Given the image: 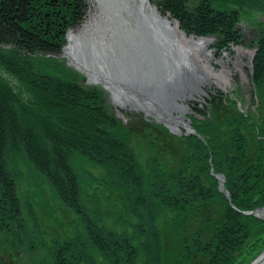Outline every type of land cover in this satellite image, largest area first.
<instances>
[{"label":"rangeland","instance_id":"rangeland-1","mask_svg":"<svg viewBox=\"0 0 264 264\" xmlns=\"http://www.w3.org/2000/svg\"><path fill=\"white\" fill-rule=\"evenodd\" d=\"M114 1L116 0H103V6L99 7L95 0H84V5H87L84 9L85 16L83 19H80L79 24L73 26V29L76 35L75 40L78 42L77 45L80 46V49H78V53L81 56L80 61L86 66L90 65L91 68H86L92 70L94 76L101 77V75L107 73L115 80L107 65V59H111L115 53H108V50L104 49L105 43L107 44L110 41H105V36H107L110 30L105 26L107 23L104 24V22H109L107 14L109 13V8L116 7L117 3H114ZM208 1L212 8L216 10H230L229 12L233 18L230 32H232L233 36L230 39L224 40L223 31L201 35L202 38H212V43L206 48L198 46L195 49V53L188 50L186 52L184 51L185 49L182 50L183 47L180 45L179 48L171 47L172 51L178 52L181 55L187 54L188 57H191V61L194 60L193 58H197L196 61H193V63L198 64L197 70L185 73L184 76L188 83L194 86L196 85L194 79L201 82L199 84L200 88L196 89L197 93L202 95L201 100L190 99L188 96H185L184 99L186 100L183 99L171 106L164 105L163 103V106L159 109V113L155 114L154 117L147 114L144 108L147 104L142 99L138 101L140 106L127 102V107H123L122 105L116 107L112 103L108 91L106 92L100 87L101 82L94 84L90 80L91 83H89L85 75L65 65L67 70H64V75L65 72H69L80 87L85 90H91L101 97L103 109L111 113L112 116L118 114L116 116L118 118L117 121L120 128L123 129L121 142L123 145L128 146L136 156L135 162H133L134 167L132 168L134 171L139 169L147 172L155 164L159 171L182 169L187 160L194 159L200 155L213 168L215 145L218 142L209 139L212 133H208L207 124H215L222 134L221 136H225V132L228 131V124L224 122L223 117H225V114L223 111L227 108L231 112H243L244 116H248L251 122H253V124L251 123V129H247L244 126V122H239L242 137L249 141V153L250 151L252 152V149H255L254 147L257 144L264 143V119L261 120L264 110V81L257 87L258 82L253 79L254 62L258 54L261 56H259V60L264 62V54L259 52L260 46L264 41V0ZM192 10L189 14L192 13ZM179 27L181 25L177 27L180 30ZM190 33L196 34L194 32H187L185 35L190 36ZM196 37L201 38L198 34H196ZM84 41L87 44H91L93 49H99V54L103 52L100 54L101 57L97 56L95 51L91 49L92 47L85 48L84 45L82 46L81 42ZM221 57L227 61L224 67L230 72V78L228 79V83H230L226 85L222 82L224 73L222 71L223 68L221 69L219 64L220 61L218 62V58ZM235 57L236 60L239 59L241 62H239L241 69L238 68L236 70L232 67ZM53 58L46 59L55 61V65L59 67V64L65 62L57 54ZM191 61L186 60L184 63L188 64ZM62 65L64 66V64ZM236 73L238 74L237 77ZM0 75L5 80H9L11 85L15 84L19 96H22L28 102L29 99L25 97L27 92L25 93L24 88H21L22 85L19 86L15 77L1 66ZM64 75H62L63 78H65ZM232 77L235 78L231 82ZM202 78L204 81H202ZM150 80L146 78L144 84L138 83L136 85L131 82V85H135L134 89L128 90L126 95L132 97L137 92H147V88L155 84V81L150 83ZM238 82L240 84H237L235 87L239 89L234 87L229 89L233 83ZM165 85L163 81L160 82L161 89L164 90L163 87ZM175 87L176 83L172 89H166L165 93L175 94L184 92L180 84ZM239 90L241 91L239 92ZM4 93L7 101H10V106L12 104L11 107L20 112L21 107L13 99V95L16 94L8 88L5 89ZM161 93L162 90L159 91L160 95ZM127 96L123 98L126 99L128 98ZM143 98L145 99L144 96ZM187 104L189 108L186 110L184 108ZM41 106L38 104L37 109L33 113H30L32 115H28L33 120L34 116L42 118L44 121L41 122L44 124L53 122L52 114L48 116L49 113L66 110V107L58 106L57 108L50 107L51 110L48 111L46 106ZM73 106L69 104L71 112L78 110L76 106L74 108ZM131 106H134V108H130ZM83 112L87 113L88 110ZM21 114L25 116L26 113L21 112ZM161 115L164 116L163 119H161ZM175 116L178 118V121L182 122L175 124H173L174 122L170 124L166 123L168 119H172ZM186 119L189 120L188 124L183 123ZM33 122L39 124V121L34 120ZM37 126L39 131L31 127L33 133L42 132L48 136L45 126ZM253 126L260 127L261 131L258 130L259 132L256 131L254 134ZM199 129L204 130L205 135L202 134L203 132H199ZM7 137L8 142H5L4 145L5 151L1 167L6 170L15 183L14 190L10 195L15 199V203H13L12 210L6 209L0 212V264H53L57 246H62L65 242H73L75 243L74 246L78 245L81 248L79 252L83 253V260L89 257L92 258V262L89 261V264H106L107 261L103 254L102 244H97L96 240L89 237L92 238L100 235L102 239L103 237H110V234L113 233H123V236L127 238H135L132 227L138 225L137 229H139L146 226L148 222L146 218L151 216L152 211L149 213L144 212L138 200L139 195L136 194V189L143 185L142 193L150 190L151 176L148 175L146 178L141 173L143 184H132V178L129 181H125L121 177H118L119 174L117 173V178L122 180V182L121 184H117L119 185L117 188L111 187L109 191L104 186V178L107 175L105 168L103 169L100 164L98 166V164L92 161L86 162L84 159L82 161L78 157L79 151L76 153L74 148L67 149V146H59L57 151H60L59 154L63 155L62 160L68 161V171L71 169V172H69V175L68 173L66 174L67 177L61 175V173L58 177L61 182H64L66 177L69 184L73 183L70 184L73 186L70 188L69 194H71L70 200L72 205L78 208V211H76V209L73 208V210L67 203L63 205L58 197L55 196L56 193L51 190L48 181L42 178L41 172L27 158L28 156L22 150L19 140H16L13 136L12 129L9 130ZM187 137L194 138L192 140ZM61 138L63 139L64 136H61ZM54 146L56 147L55 144ZM54 146L53 149L55 150ZM255 153L251 154V156L254 157L255 155L258 158L259 151L257 150ZM54 154H56V150ZM72 155L73 157H71ZM247 156L249 157V155ZM251 163L254 164V162ZM256 164L258 165V160ZM144 174L147 175V173ZM210 175L216 181L217 190L224 196L230 213L235 215H231L230 223L227 226L225 225L223 229L218 228L219 230H224L223 233L229 239V241L226 240L220 244L222 246L219 248L218 255H216V259L219 260L218 264H251L264 251V215L259 212V210L264 208V203L257 206L259 210L257 207L246 209L238 207L226 187L225 176L214 169H212ZM107 178H111V176L107 175ZM105 181L107 182L106 179ZM64 185L66 184L62 183L61 186L63 187ZM221 185L225 187V193L221 190ZM143 202L145 204V200ZM192 208L195 210V206ZM179 209V205L171 207V209L161 206L153 213L158 216L156 224L157 227H162L160 229L163 230L162 233H166L169 230V223L165 224L169 219H181L179 218ZM184 209L185 207H182L183 211ZM235 212L237 214H234ZM191 216V213H189L186 219L190 220ZM180 223L181 221H177V225H180ZM232 225L234 227H230ZM235 231L237 232L235 233ZM82 244L83 248L81 247ZM167 244L168 242L166 241L165 248L166 246L168 248ZM98 245L101 246L98 248ZM197 252L199 254L194 253L196 255L189 262H182V264L212 263L208 262L207 257L209 255H205L206 251L204 248H197ZM204 255L206 258L202 259ZM165 256L168 257L166 254ZM170 257L171 255L169 254V258L165 264H173ZM197 258H200V260ZM146 260V253L143 255L141 252L139 255L135 251V264H146ZM80 264L88 263L85 260L81 261Z\"/></svg>","mask_w":264,"mask_h":264},{"label":"trees","instance_id":"trees-1","mask_svg":"<svg viewBox=\"0 0 264 264\" xmlns=\"http://www.w3.org/2000/svg\"><path fill=\"white\" fill-rule=\"evenodd\" d=\"M161 2L163 7L169 9L179 19L181 28L187 32L205 35L223 31L224 40L233 36L230 32L233 18L228 9L216 10L212 8L208 0H190L191 3L188 0ZM84 9V0H0V41H11L21 52L12 50L10 58H6L7 61L0 53L2 63L0 66L18 80L26 82L28 90H25V93L27 92L28 96L25 95V97L29 99L28 102H24L23 97L15 99L16 95H13L14 102L21 107V111L17 112L11 107L12 104L11 106L8 104L9 100L7 101L4 93L7 88L0 87V212L6 209L12 210L15 203V199L10 196L15 183L1 167L4 145L8 142L7 134L12 129L13 136L19 140L27 158L41 172L42 178L48 181L51 190L56 193L55 196L63 205L67 203L76 211L78 208L72 205L71 194H69L73 186L70 184L73 183L69 184L66 180V174L69 175L71 169L68 171V161L62 160L63 155L57 151L59 146H68L67 149L75 147L95 164L110 170L105 169V173L111 178H107V175L104 178L105 184L110 181V184L107 183L108 186L104 184L109 191L113 186L117 188L119 186L117 184H121L122 180L129 181L132 178L133 183L130 181L132 184H143L142 174L146 178L148 175L151 176L149 186L151 191L142 193L143 185L136 189L140 205L145 213L152 211V214L150 213L152 217L146 218L148 221L146 226L139 229H137L138 225L132 227L135 238H127L123 236V233H113L110 237L102 239L100 235L89 237L96 240L97 244H102L106 264H135V251L139 255L141 252L143 255L146 253V264H165L169 254L173 264H182V262H189L196 255L194 253L199 254L197 248L205 249V255H209L207 257L209 263L218 264L216 255L222 246L220 244L226 240L229 241L223 233L224 230L218 228L223 229L225 225L227 226L232 214L225 203L224 196L217 190L216 181L210 175L209 163L205 162L200 155L185 161L182 169L167 171L160 169L159 171L155 164L147 172L139 169L132 170L136 156L128 146L122 144L123 129L112 114L103 109L101 97L91 90L83 89L74 79L65 80L62 75L51 77L55 70L60 72V67L48 65V60L43 62L32 56L34 49L43 52L56 51L62 41L64 28L80 20ZM191 9H193L192 13L189 14ZM37 12L40 13L37 14ZM259 52L264 54V41ZM259 56L260 54L255 59L253 72V79L258 82L257 87L264 81V62L259 60ZM39 81L43 87L36 90L35 82ZM38 104L46 106L48 111L51 110L50 107L58 106L66 107V110L49 113L48 116L52 114L50 115L53 118L52 123L44 124L41 122L44 121L42 118L34 116V120L39 121V124H35L29 115L37 109ZM69 104L76 106L78 110L71 112ZM85 110L88 112H83ZM21 112L29 114V118ZM223 112L224 122L228 124L225 136H221L215 124H207L208 133H212L209 139L215 140L218 144L222 142L220 146L215 145L213 169L225 176L226 187L238 207L246 209L260 206L264 203V143L257 144L249 153V141L242 137L239 122H244L247 129H251L253 122L248 116H244L243 112H231L229 108ZM261 117V120L264 119V110ZM37 125L45 126L48 136L42 132L33 133L31 127L39 131ZM259 128L253 126L254 134L256 131H261ZM203 131L199 129V132ZM202 134L205 135L204 132ZM61 136L64 138L62 139ZM187 138L193 140L194 137ZM53 146L56 148V154H54ZM257 150L258 158L255 155L251 156L256 154ZM123 169L125 171H122ZM60 173L66 176L64 182H61L58 177ZM117 173L121 174L122 180L117 178ZM62 183L66 185L62 187ZM178 205L181 219H169L165 222L166 225L169 223V230L162 233L163 230H160L162 227H157L156 224L158 216L153 213L161 206L171 209ZM182 207H185L184 211ZM189 213L192 215L190 220L186 219ZM177 221H181L180 225H177ZM166 241L168 248L167 246L165 248ZM74 244L65 242L62 246L58 245L53 264H80L85 260L88 264L89 261L92 262L91 257L83 260V253L79 252L81 248ZM100 246L98 245V248ZM81 247L83 248V244ZM165 254L167 258H164ZM205 255L202 259L206 258ZM197 259L200 260V258Z\"/></svg>","mask_w":264,"mask_h":264},{"label":"bare ground","instance_id":"bare-ground-1","mask_svg":"<svg viewBox=\"0 0 264 264\" xmlns=\"http://www.w3.org/2000/svg\"><path fill=\"white\" fill-rule=\"evenodd\" d=\"M95 1L97 2L96 4L99 5V7L103 6V0ZM161 1L163 0H116L114 1V3H117L116 7L109 8V13L107 14V19H109V22L105 21L104 24L107 23L105 24V26L108 28V30H110L107 36H105V41H110L107 44L104 42V49L106 51L108 50V53H115L113 54L111 59H107L109 71H111V73L115 77V80L107 73H104L103 75H101V77L94 76L92 73L93 71L89 68H86L90 67V65L87 64L88 66H86L80 61L81 56L78 53V49H80V46L77 45L78 42L75 40L76 35L73 26L79 24L81 20H78L75 23L68 24L64 28L62 41H60V46L56 51L43 52L42 50L34 49L31 54L34 58L43 62L44 60H48V65H55L56 62L46 58L54 59V55L57 54L65 61L64 63L61 62L62 64H64V66L62 64H59L61 67L60 72H56L55 70L54 72H52L51 77L64 75L63 71L67 70L65 65L74 68L75 71L80 72L82 75H85L86 80L89 83H91L90 80L94 84H99L101 82L100 87L106 92L108 91L109 97L116 107H120L121 105L123 107H127V102L140 106V103L138 101L142 99V101L147 105L145 107L143 105L141 106L145 108L147 114L153 115L155 117V114L159 113V109H161L163 103L164 105L171 106L176 102L183 100L179 94L172 95V93H165V91H162L160 95L159 91L163 90L160 88V82L163 81L164 84L169 83L168 85H171L172 83H176V80H180L179 75L184 77L185 73L192 72L193 70L196 71L198 68V64L193 63V61H196L197 58L195 59L192 57L194 60L191 61V57H188L187 54L181 55L178 52L172 51L171 47L179 48L181 46L183 47L182 50L185 49L184 51L188 50L192 53H195V49H197L198 46H203V48H206L209 44L212 43V38L210 37L202 38V36L199 35L201 38H197L196 34L192 33H190V36H187L185 35L187 34L186 30L179 27L181 30L180 31L178 28H176L175 24H178L177 27L180 25L179 19L175 17L169 9L163 7ZM188 2H190V0H188ZM86 7L87 5H85V8ZM39 13L40 12H37V14ZM84 16L85 13L83 11L81 19H83ZM41 29L43 28L41 27ZM81 45H84L85 48L89 46L90 48L92 47V45L87 44L86 41L81 42ZM91 49H93V47ZM95 49L93 50L95 51L97 56L101 57L100 54H102L103 52H100L99 54L100 50ZM12 50L15 52H20V50H18L11 41H0V53L5 56V60L6 58H10ZM186 60L191 61L188 62V64L190 65L184 63V61ZM218 62L221 66V69H224L227 61H225L221 57L218 58ZM238 62L239 61L236 60V64ZM3 63L5 62L3 61ZM0 64L2 63L0 62ZM193 64L195 66L194 68ZM64 76L65 80H72L74 78L73 75H71L69 72H65ZM1 78L2 77L0 75V87H6L10 89V91H12L14 94L19 96L16 90L17 87H15L16 85H11L9 80ZM146 78L151 79L150 83H153V81H155V84L151 86V90L153 91L152 94L154 97H151V99H148L146 97V99H144V94L140 92L132 95V97L126 95L127 91L130 89H134V86L136 84H144ZM15 79L17 80L19 86L22 85L21 88H24V90L26 91L28 90V85L26 84V82H22L16 77ZM202 81H204L203 78ZM131 82L135 83V85H131ZM200 83L201 82H198L197 86L193 87H190L191 85L185 86V88L183 87V91L185 94L189 92V95L187 94L188 98L195 100L202 99V95L198 94L195 91V87L196 89H198ZM35 86L36 90H39L43 87V84L39 81L35 82ZM163 88L168 89L169 86L165 85ZM17 96H15L14 98L17 99ZM125 96H127L129 99L126 98L128 99L126 100L125 98H123ZM25 101L26 100H24V102ZM8 104H10V101L8 102ZM130 108H134V106H131ZM188 108L189 106L187 104L184 109L187 110ZM116 116H118V114L113 115V117L117 120L118 118ZM163 118L164 116L161 115V119ZM172 122H174L173 124H175L182 121H178V118H176L175 116L172 119H168L166 123L170 124ZM188 122V119L183 121L184 124H188ZM74 151L77 153V151L79 150L74 147ZM78 155V157L82 159V161L83 159L86 162L92 161L91 159L89 160L81 151H79ZM71 157H73V155ZM211 168L212 167H210L209 170L210 173H212L213 169ZM122 171L125 170L123 169ZM119 175L120 177H122L120 173ZM109 182L110 181H108L107 183ZM107 183L105 185L108 186L110 183ZM222 186L223 185H221V187ZM223 188L225 189L224 186ZM259 212L264 215V208H262V210H259ZM263 256L264 251L257 258L260 259ZM164 258L167 257L165 256Z\"/></svg>","mask_w":264,"mask_h":264},{"label":"water","instance_id":"water-1","mask_svg":"<svg viewBox=\"0 0 264 264\" xmlns=\"http://www.w3.org/2000/svg\"><path fill=\"white\" fill-rule=\"evenodd\" d=\"M176 26V28H177V25L178 24H175ZM176 48V47H175ZM180 76V75H179ZM194 82H196L195 84L197 85L198 84V82H200V81H196V79H194ZM174 84L175 83H172L171 85H167V86H169V88H171L172 89V87L174 86ZM181 85L182 86V88L184 87L185 88V86H189V85H191L190 87H193L194 85L193 84H189L188 83V81L186 80V77L184 76H181L180 77V80L178 79V80H176V87L178 86V85ZM195 85V86H196ZM175 87V88H176ZM148 89V91L146 92V91H144L143 92V94H144V97H145V99H146V97L148 98V99H151V97H154L153 96V94H152V90H151V86H150V88L148 87L147 88ZM168 90V89H167ZM162 91H166V89H164V90H162ZM195 91L197 92V90H196V87H195ZM175 94H179L180 96H181V98L182 99H184L185 98V96H188L189 95V92L187 93V94H185L184 92H181V93H175ZM174 93H172V95H175ZM156 101V100H155ZM159 103H160V101H159ZM221 190L225 193V189L223 188V186L221 187ZM252 264H264V256L263 257H261L260 259H256L254 262H252Z\"/></svg>","mask_w":264,"mask_h":264},{"label":"flooded vegetation","instance_id":"flooded-vegetation-1","mask_svg":"<svg viewBox=\"0 0 264 264\" xmlns=\"http://www.w3.org/2000/svg\"><path fill=\"white\" fill-rule=\"evenodd\" d=\"M237 51H238V50H237ZM237 51H235V52H237ZM247 54H248V53H247ZM237 60L239 61V59H237ZM235 61H236V57H235V60L233 61L234 63H232V64H234L232 67H234L236 70H238V68L241 69V67H240V63H241V62L239 61L240 63L238 62L237 64H235ZM237 65H239V66H237ZM224 69H225V70H224ZM224 69H223V70H224V71H223V73H224V78H223L222 82H223L224 85H226V84H229V83H230V82L228 83V79L230 78V77H229V73H230V72H229L226 68H224ZM237 76H238V74L236 73V77H237ZM232 78H233V77H232ZM234 78H235V77H234ZM234 78L231 79V82H232V80H234ZM237 84H240V82H238V83H233V85H231V86L229 87V89H230V88H233V87H234V88H237V87H235V86H237ZM237 89H239V88H237ZM240 91H241V90H239V92H240Z\"/></svg>","mask_w":264,"mask_h":264}]
</instances>
